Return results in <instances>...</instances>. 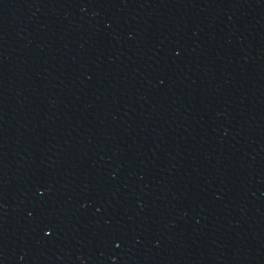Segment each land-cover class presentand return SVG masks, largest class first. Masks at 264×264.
Segmentation results:
<instances>
[{"label":"water","instance_id":"obj_1","mask_svg":"<svg viewBox=\"0 0 264 264\" xmlns=\"http://www.w3.org/2000/svg\"><path fill=\"white\" fill-rule=\"evenodd\" d=\"M0 264H264V0H0Z\"/></svg>","mask_w":264,"mask_h":264}]
</instances>
